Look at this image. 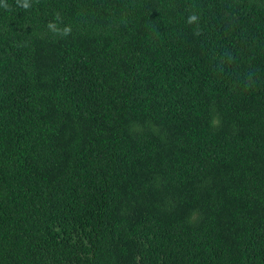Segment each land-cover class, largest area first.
Masks as SVG:
<instances>
[{"label":"trees","instance_id":"obj_1","mask_svg":"<svg viewBox=\"0 0 264 264\" xmlns=\"http://www.w3.org/2000/svg\"><path fill=\"white\" fill-rule=\"evenodd\" d=\"M0 264H264V0H0Z\"/></svg>","mask_w":264,"mask_h":264},{"label":"clouds","instance_id":"obj_2","mask_svg":"<svg viewBox=\"0 0 264 264\" xmlns=\"http://www.w3.org/2000/svg\"><path fill=\"white\" fill-rule=\"evenodd\" d=\"M196 18H197V17H196L195 15L190 16L189 19H188V22L191 23V22H193L194 20H196ZM68 31H69V29L66 28V29H65V34H67Z\"/></svg>","mask_w":264,"mask_h":264}]
</instances>
